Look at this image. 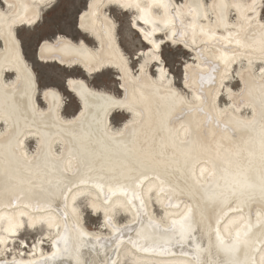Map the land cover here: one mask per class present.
<instances>
[{
	"label": "bare ground",
	"instance_id": "obj_1",
	"mask_svg": "<svg viewBox=\"0 0 264 264\" xmlns=\"http://www.w3.org/2000/svg\"><path fill=\"white\" fill-rule=\"evenodd\" d=\"M57 1L0 0V254L16 240L28 247L26 233L42 235L34 256L0 264H264V0H91L79 29L98 46L60 35L43 42L38 60L86 77L113 71L125 96L70 79L81 102L72 118L63 116L57 90L40 89L17 33L36 27ZM112 8L132 15L150 48L138 75ZM163 36L196 51L197 66L185 70L190 98L173 89L160 64ZM238 70L243 88L227 90L232 101L222 107ZM117 112L129 117L120 127L112 123ZM82 201L108 234L83 226ZM120 214L127 224L118 223ZM47 240L53 249L44 255Z\"/></svg>",
	"mask_w": 264,
	"mask_h": 264
},
{
	"label": "rangeland",
	"instance_id": "obj_2",
	"mask_svg": "<svg viewBox=\"0 0 264 264\" xmlns=\"http://www.w3.org/2000/svg\"><path fill=\"white\" fill-rule=\"evenodd\" d=\"M91 0H58L56 4L52 5L43 11L42 19L40 23L31 29L23 28L17 31L18 37L22 43L27 61L31 64L35 75L38 80V84L41 90L54 88L59 92L63 101V116L66 118H72L81 110V102L79 97L73 93L68 87L70 79H83L87 81L89 86L95 87L98 82V77L103 75V78L108 81L109 88L103 89L109 93L116 95L118 98H124L125 93L121 90L122 82L120 77L113 71H107L103 74H99L92 77H86V75L79 69H65L56 64H44L38 60V49L45 41L53 42L58 36H65L75 42L84 41L90 47H97L98 44L92 40L88 34H85L79 29L78 20L80 16L89 8ZM186 0H177L178 4L184 3ZM207 3H211L212 0H205ZM0 7L5 8L0 2ZM111 17L117 22L119 41L124 50L125 55L130 63L132 71L138 75L140 69L144 64L143 51H149L146 45H144L139 37L138 33L132 29L131 21L133 20L131 14L123 13L118 8L108 9ZM234 19L236 18L233 17ZM261 21H264V8L262 9ZM62 29V30H61ZM41 37L43 39H41ZM164 41V36L160 38ZM97 44L96 46L95 43ZM2 44L0 43V50ZM163 66L170 73L173 89L181 93L185 98L192 97V92L188 88L187 80L185 81L186 67H196V51L189 50L184 46H176L171 42L166 43L162 48L160 54ZM149 73L157 77V68L151 66ZM258 70V69H257ZM237 72L233 73V79L230 80L227 89L221 93L220 105L222 107L230 106L231 95L227 94V90L230 94H239L243 88L241 79ZM13 76H8L7 80L11 81ZM68 88L70 92L68 91ZM97 89V88H96ZM101 90V89H100ZM80 102V103H78ZM39 103L41 108L48 110L47 102L42 94L39 95ZM245 116L252 117V111L246 110L242 112ZM128 116L124 113L117 112L112 118L114 127H120L128 120ZM37 148L36 142L29 144V150L35 152ZM80 216L82 224L85 228L92 231H103V234H108L110 231L104 226V220L100 215L92 212V209L85 203H80ZM155 214L159 217L162 214V210L159 207H155ZM120 225H125L129 222L128 217L125 214L118 215L117 219ZM103 227V228H102ZM105 227V228H104ZM41 231L37 233H26L22 238L28 243V247L24 248L18 243L11 247L8 255L6 253L0 254V260L3 262L6 258H13L14 255L20 257L34 256L35 246L38 245L39 240L42 238ZM20 240V239H19ZM22 247V248H21ZM42 251L44 255L50 254L53 249V241L47 240L42 245Z\"/></svg>",
	"mask_w": 264,
	"mask_h": 264
},
{
	"label": "snow or ice",
	"instance_id": "obj_3",
	"mask_svg": "<svg viewBox=\"0 0 264 264\" xmlns=\"http://www.w3.org/2000/svg\"><path fill=\"white\" fill-rule=\"evenodd\" d=\"M122 6H131V5H122ZM157 6L158 7H165V5L163 3H158ZM136 7H139V5L137 4ZM147 38H148L147 36L144 37V39H147ZM41 39H43V38L41 37ZM159 48H160L159 44H155V43L153 44V51L150 55V59L156 60L159 58V52H158ZM69 83H73V82H69ZM77 87H80L83 89L84 86L83 85H77ZM95 87L97 89L103 90V89L109 88V83L107 80H105L103 78V75H102V76L98 77V82L96 83ZM96 95L100 96L104 99H107L115 107H122L123 106L119 101L114 100L110 97L104 96V93L102 91L96 93ZM216 238L221 244L224 243L223 238L220 235V229L219 228L216 229ZM238 242H240V234L239 233L236 234V240L234 241V243H238Z\"/></svg>",
	"mask_w": 264,
	"mask_h": 264
},
{
	"label": "water",
	"instance_id": "obj_4",
	"mask_svg": "<svg viewBox=\"0 0 264 264\" xmlns=\"http://www.w3.org/2000/svg\"><path fill=\"white\" fill-rule=\"evenodd\" d=\"M79 21H80V19L78 20V25H79ZM79 27V26H78ZM95 43V42H94ZM97 44L95 43V45L94 46H96ZM37 55H38V53H37ZM87 82V81H86ZM68 91L70 92V90H69V88H68ZM71 93V92H70ZM78 103H80V102H78ZM103 228V227H102Z\"/></svg>",
	"mask_w": 264,
	"mask_h": 264
}]
</instances>
